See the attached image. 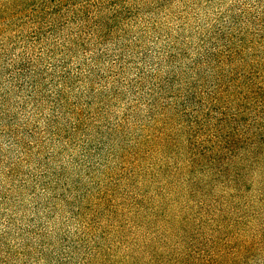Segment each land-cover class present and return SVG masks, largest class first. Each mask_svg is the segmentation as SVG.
Listing matches in <instances>:
<instances>
[{
  "label": "rangeland",
  "instance_id": "rangeland-1",
  "mask_svg": "<svg viewBox=\"0 0 264 264\" xmlns=\"http://www.w3.org/2000/svg\"><path fill=\"white\" fill-rule=\"evenodd\" d=\"M228 45L264 86V0H0V264H264V102H183Z\"/></svg>",
  "mask_w": 264,
  "mask_h": 264
},
{
  "label": "trees",
  "instance_id": "trees-1",
  "mask_svg": "<svg viewBox=\"0 0 264 264\" xmlns=\"http://www.w3.org/2000/svg\"><path fill=\"white\" fill-rule=\"evenodd\" d=\"M213 50L215 51V48ZM232 54V49L228 45L224 49L216 52L215 55L208 51L207 54L195 58V73L201 74V68H210L212 65L211 61L216 60V63L219 62L216 67H219L220 70L216 72L218 74L216 80L211 83V88L203 89L202 94L199 92L197 93L198 95H195L194 91L190 89L183 96V102H190L189 95L193 94L194 102H199L198 109L202 110L205 117L208 110L210 111L209 114H211V108L214 102H257V109L261 105L260 102H264V86H262L260 81L247 77L245 73L236 74L232 69L224 67L222 62ZM219 113L222 116L217 118L216 121L217 123H223L227 115H224L222 111ZM257 116L258 113H255L253 117L256 118Z\"/></svg>",
  "mask_w": 264,
  "mask_h": 264
}]
</instances>
